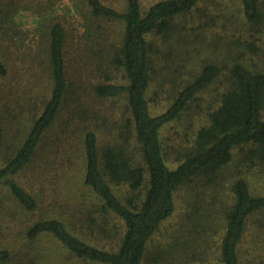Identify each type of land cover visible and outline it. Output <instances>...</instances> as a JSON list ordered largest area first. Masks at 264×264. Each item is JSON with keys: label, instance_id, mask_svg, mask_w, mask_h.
I'll return each mask as SVG.
<instances>
[{"label": "trees", "instance_id": "obj_1", "mask_svg": "<svg viewBox=\"0 0 264 264\" xmlns=\"http://www.w3.org/2000/svg\"><path fill=\"white\" fill-rule=\"evenodd\" d=\"M213 1L158 0L142 10L141 0H125L122 12L101 0H85L93 18L123 25L118 44L110 42L105 53L123 81L107 77L91 85L97 98L113 99L122 111L102 142L85 111H73L75 121L63 122L72 87L65 30L59 22L47 25L39 14L37 26L45 27V91L23 99L0 93V218L26 219L25 240L49 238L84 264H144L153 235L176 212L178 188L191 183L202 198L228 179L230 199L218 213L215 196L208 204L196 201L197 196L186 203L185 212L192 214L171 238L176 244L166 253L177 255L166 258L169 264H184L189 257H204L197 245L201 238L208 243L220 234L219 264H264V194L253 192L244 175L229 174L234 162L245 170L264 163V49L247 32L264 29V0H231L228 7L229 2L220 7ZM21 9L25 6L15 1L0 3L1 33L15 28L13 19ZM198 31L199 42L225 53L196 52L192 35ZM158 37L171 60L164 66L169 80L156 82L158 46L152 39ZM7 74L0 56V77ZM166 81L171 85L168 101L158 110L152 90H162L164 85L156 83ZM208 88L220 99L206 111L204 124L184 133L179 124L187 122L189 112L198 117L194 112ZM35 169L47 173L41 185H49L53 173L49 186L66 195L65 203L22 186L18 179ZM70 191L82 198L69 196ZM65 205L77 226L92 230L94 237L109 239V225L116 229L120 222L117 242L109 248L90 244L57 216ZM184 232L189 238H183ZM10 260V250L0 248V264ZM35 262L27 252L23 264Z\"/></svg>", "mask_w": 264, "mask_h": 264}, {"label": "rangeland", "instance_id": "obj_2", "mask_svg": "<svg viewBox=\"0 0 264 264\" xmlns=\"http://www.w3.org/2000/svg\"><path fill=\"white\" fill-rule=\"evenodd\" d=\"M7 0H0V3L4 4ZM15 1L20 6H25V9H21L15 18L13 19L15 28L8 29L7 34L0 32V56L5 62L8 74L4 77H0V93H5L7 97H21L27 98L29 94L32 96L41 89L44 90V86L48 82L46 80V66L44 65V48H45V36L42 29L37 26L39 20V14L45 15L47 25L52 22H59L62 24L65 30V51L67 63L70 65L69 84L72 86L68 92L66 98V105L62 112L63 122L69 119L71 122L75 121L73 111L82 110L86 113L83 114L89 122H92L93 129L96 130L100 141L105 138V134H110L113 131V125L115 121L121 117L120 103L112 101L113 99H99L92 91V84L103 82L109 77V82H122V73L119 71H113L112 67L106 62L109 43L113 42V47L118 44L120 39V33L122 30L121 22L107 23L102 20L93 18L88 11L85 0H11ZM107 6H110L116 10L124 11L125 0H101ZM158 0H141V9L146 10L151 4ZM211 1V0H210ZM238 2V0H235ZM229 2V3H228ZM214 3V4H213ZM213 5L223 7L229 6L231 0H214ZM7 5V4H5ZM247 28V32L254 34L257 39V44L264 49V29ZM202 32V31H201ZM201 32L193 34L192 45H198L196 52L201 54H207L208 52H215L217 54H224L220 48L212 50L211 44H205L204 41L197 39ZM160 37L152 39V43H157L158 55L155 61V72L157 73L156 82L168 79L167 74L164 71L169 63L168 56H165L166 51L169 48H164L159 41ZM206 52V53H205ZM173 55V51L169 52ZM165 56V59H164ZM174 59V58H173ZM161 74H159V73ZM167 82V81H166ZM223 82V81H222ZM163 84L162 90H152L156 92L154 99L156 103L160 105L158 110L162 109L168 100L167 91L171 85L169 82L156 83ZM222 84H219L221 86ZM219 93L213 88L208 90L200 96L199 108L195 110L194 114L198 115L197 118L187 114L185 118H188L187 122L179 125L183 126L184 133L190 131L191 133L196 130L198 126L205 123V113L210 108L215 107L217 101L220 99ZM5 100V99H3ZM72 112V113H71ZM184 118V119H185ZM95 119V120H94ZM86 124V123H85ZM183 133V134H184ZM236 162L232 164L229 169V174L236 172L246 177L249 181L253 192L264 194V163L257 162L250 169L245 170L243 167L239 168ZM44 175L45 179H48L46 172L35 169L33 172H27L23 174L18 180L22 186L41 194L43 198H60L61 202L65 201L66 195L57 193L49 185L52 183L53 173H49V185H41V177ZM41 178V179H40ZM44 182V181H43ZM229 180L227 179L224 185L216 189H208V194L201 198V189L191 183H185L181 185L177 191V209L173 216L166 221L160 229L153 235L152 240L148 245V252L150 256L146 259L144 264H169L168 258L170 256L167 250L171 248V244L175 243L171 238L176 231L179 234L181 225L189 220L187 202L201 201L205 204L213 201L212 196H215L213 202L217 206L215 209L218 213L220 207H222L228 199L229 195ZM71 196V191L68 192ZM77 198H82L80 195H72ZM42 198V197H41ZM88 198V197H87ZM65 203V202H62ZM89 209H91L89 207ZM57 216L62 218L66 223L70 225V228L77 232L82 238L88 241L92 245L102 246L104 248L111 247L112 243L117 242L115 234L120 235L122 233V225L117 222L116 229L110 224L112 228L110 231L109 239H103L94 237L92 230L85 229L83 231L77 226L76 220L72 217L71 211L68 206L65 205V209L57 210ZM213 213V207L211 206ZM43 213V212H40ZM215 214V213H214ZM36 216V215H35ZM261 221L264 224V212L260 214ZM38 217V216H37ZM36 218V217H32ZM24 218H13L11 216H5L0 218V248H6L11 252V260L6 264H23V260L27 258V252L35 255V263L30 264H84L83 262L76 261L73 258H69L60 250L56 244L49 238H40L37 241H28L23 238V231L28 226V221ZM67 224V225H68ZM95 228V227H94ZM119 233H118V232ZM181 235V233H180ZM220 234L212 237L209 242H205V238L200 240L199 250L205 252L204 257L199 255L195 258H187L184 264H219L218 260V240ZM183 238H189L186 232L183 233ZM182 239V238H181ZM207 239V238H206ZM184 243V241H182ZM173 250L170 251L172 253ZM181 254L179 251H177ZM157 254V260L152 259V255ZM166 254V255H165Z\"/></svg>", "mask_w": 264, "mask_h": 264}]
</instances>
